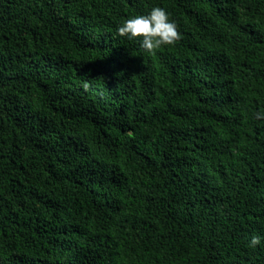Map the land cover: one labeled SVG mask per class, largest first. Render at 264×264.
<instances>
[{
    "label": "trees",
    "instance_id": "1",
    "mask_svg": "<svg viewBox=\"0 0 264 264\" xmlns=\"http://www.w3.org/2000/svg\"><path fill=\"white\" fill-rule=\"evenodd\" d=\"M257 112L264 0H0V264H264Z\"/></svg>",
    "mask_w": 264,
    "mask_h": 264
},
{
    "label": "clouds",
    "instance_id": "2",
    "mask_svg": "<svg viewBox=\"0 0 264 264\" xmlns=\"http://www.w3.org/2000/svg\"><path fill=\"white\" fill-rule=\"evenodd\" d=\"M117 35L129 40L139 39L140 47L150 55H155L164 46H173L181 39V33L175 21L162 7L154 6L147 15H135L122 22L117 28ZM85 89L88 84H84ZM256 119H264V113L257 112ZM260 236H253L250 247L257 246Z\"/></svg>",
    "mask_w": 264,
    "mask_h": 264
}]
</instances>
